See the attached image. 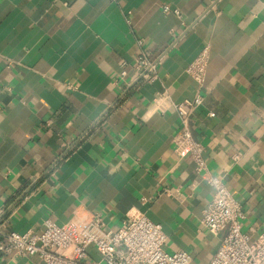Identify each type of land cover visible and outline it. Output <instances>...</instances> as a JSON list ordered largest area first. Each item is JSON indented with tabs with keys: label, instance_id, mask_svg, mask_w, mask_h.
Here are the masks:
<instances>
[{
	"label": "crops",
	"instance_id": "crops-1",
	"mask_svg": "<svg viewBox=\"0 0 264 264\" xmlns=\"http://www.w3.org/2000/svg\"><path fill=\"white\" fill-rule=\"evenodd\" d=\"M206 50L193 136L209 173L264 228V0H0V209L40 232L98 212L134 213L165 249L208 264L220 235L200 223L212 188L173 150V104L192 99L189 64ZM155 63L143 79L136 57ZM124 72V74H122ZM209 113H212L210 115ZM166 191V192H165ZM89 259L99 255L89 249ZM0 264H42L37 256Z\"/></svg>",
	"mask_w": 264,
	"mask_h": 264
},
{
	"label": "built area",
	"instance_id": "built-area-1",
	"mask_svg": "<svg viewBox=\"0 0 264 264\" xmlns=\"http://www.w3.org/2000/svg\"><path fill=\"white\" fill-rule=\"evenodd\" d=\"M207 63L206 50L187 67L196 83L192 99L173 104L178 130L172 138L179 159L189 156L196 172L212 188L211 199L201 212L200 223L208 232L220 235L218 246L208 264H264V228L255 236L242 230L245 218L239 202L222 179L209 173L203 146L193 136V113L203 102L201 87ZM136 69L143 79H153L155 63L144 52L136 57ZM124 74V72H122ZM212 115V113H209ZM166 192V191H165ZM0 209V260L9 256H37L42 264H189L190 255L165 249L167 236L159 223L144 213H134L117 229H106L98 212L82 214L58 225L45 219L40 232L18 233L8 228ZM89 249L99 255L89 259Z\"/></svg>",
	"mask_w": 264,
	"mask_h": 264
}]
</instances>
